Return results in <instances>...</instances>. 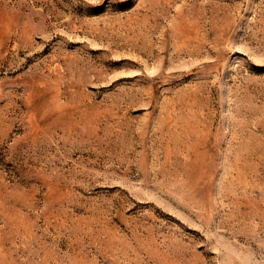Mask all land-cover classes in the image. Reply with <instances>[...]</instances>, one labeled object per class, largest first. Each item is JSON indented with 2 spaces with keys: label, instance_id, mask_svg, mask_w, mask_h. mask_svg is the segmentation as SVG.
Instances as JSON below:
<instances>
[{
  "label": "rangeland",
  "instance_id": "374dc122",
  "mask_svg": "<svg viewBox=\"0 0 264 264\" xmlns=\"http://www.w3.org/2000/svg\"><path fill=\"white\" fill-rule=\"evenodd\" d=\"M0 264H264V0H0Z\"/></svg>",
  "mask_w": 264,
  "mask_h": 264
}]
</instances>
